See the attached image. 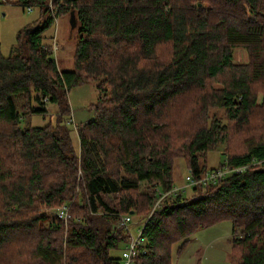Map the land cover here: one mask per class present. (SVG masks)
<instances>
[{
	"label": "trees",
	"instance_id": "trees-1",
	"mask_svg": "<svg viewBox=\"0 0 264 264\" xmlns=\"http://www.w3.org/2000/svg\"><path fill=\"white\" fill-rule=\"evenodd\" d=\"M17 1L47 18L18 34L15 54L0 52V264H122L111 252L131 233L114 222L145 217L153 197L140 184L172 189L179 157L194 179L248 166L167 196L142 223L135 262L172 264L174 245L179 255L227 220L229 263L264 264V0ZM49 1L76 27L71 70L42 41ZM87 81L95 116L77 127L76 149L62 117L68 91ZM47 103L59 108L54 125H21ZM219 145L224 159L209 169L204 155ZM64 202L68 220L50 218Z\"/></svg>",
	"mask_w": 264,
	"mask_h": 264
},
{
	"label": "rangeland",
	"instance_id": "rangeland-1",
	"mask_svg": "<svg viewBox=\"0 0 264 264\" xmlns=\"http://www.w3.org/2000/svg\"><path fill=\"white\" fill-rule=\"evenodd\" d=\"M47 18V14L41 12L39 7H32L28 10L17 0H4L0 6V52L4 56H10L17 52V36L21 32H26L29 28H36L42 25L43 20ZM55 36V40H54ZM76 27L72 24L70 13H62L58 15L57 25L53 21L42 32L43 43L53 45L56 43V50L53 51V57L62 70H71L73 68V52L77 42ZM234 61L242 62L246 60V51L241 47L233 49ZM97 90L92 81H87L79 85L73 86L67 93L69 104V112L63 115V124L70 129V135L74 147L78 148L77 127L93 119L95 116L94 104L97 99ZM21 99L16 98V105L20 110ZM47 112L45 113H22V126L40 127L46 124H55L59 108L55 103L46 104ZM218 110V109H216ZM220 111V112H219ZM218 113H221L219 109ZM214 112V109L213 111ZM226 120L222 118V123ZM223 146L219 145L216 149L205 154L207 167L214 168L223 161ZM189 174L185 160L181 157L175 159L173 166L174 181L177 186L186 190V196H190L194 191L191 186L186 185L185 176ZM147 182L140 184L139 190L142 193L151 195L150 186ZM70 207L68 202L61 203L55 207L45 210L50 218L56 217L57 208L62 205ZM150 209V208H149ZM150 211V210H149ZM148 214L141 220L135 215H131V222L126 231L132 236H136L138 228L142 225ZM118 221V220H117ZM117 221L114 227L117 229ZM48 222V220H47ZM232 236V225L230 221H221L208 227L198 229L191 237L190 241L183 250V254H176L177 244L173 246L172 264H180L182 261L181 254L189 260L188 264H230V238ZM124 245L111 253L121 258V251ZM180 259V260H179Z\"/></svg>",
	"mask_w": 264,
	"mask_h": 264
},
{
	"label": "built area",
	"instance_id": "built-area-1",
	"mask_svg": "<svg viewBox=\"0 0 264 264\" xmlns=\"http://www.w3.org/2000/svg\"><path fill=\"white\" fill-rule=\"evenodd\" d=\"M48 6H49L50 10L52 11L54 21L57 25L58 18L55 15L53 6L51 5L50 1L48 3ZM27 9L31 10L32 7H27ZM54 40H55V36H54ZM52 50L53 51L56 50V43L53 45ZM44 100H46V98H44ZM247 166L248 165L246 164V165L238 166L235 168L225 167L224 169H210L204 175L199 177L198 179H194V178H192L191 174H187L185 176V183H186V185H189V186H193V185L198 184V183L205 184L209 181H215L218 178H223L224 176L229 175L233 172L239 173V172L245 170ZM179 189H180V187H178L177 185L174 186L170 190H163L157 184H154L153 186H151L150 191H151V196L153 197V200H152V204L150 207L148 217L150 216V214L153 211H155L157 208L160 207L162 201L167 196L174 195L176 193V191ZM55 215L58 219L66 222L68 220V218L70 217L69 206H67L65 204V205L58 207ZM130 222H131V214H123L119 217V219L117 221V226L122 227L123 229H128ZM142 227H143V225H141L138 228V233L136 236L129 235L128 241L125 244V247L121 253L122 264H137L135 262V258L139 252L138 247H139V245H141V242H142V240L140 238V233H141Z\"/></svg>",
	"mask_w": 264,
	"mask_h": 264
},
{
	"label": "crops",
	"instance_id": "crops-1",
	"mask_svg": "<svg viewBox=\"0 0 264 264\" xmlns=\"http://www.w3.org/2000/svg\"><path fill=\"white\" fill-rule=\"evenodd\" d=\"M174 184L176 185L177 184V182L176 181H174ZM183 254V253H182ZM180 255L181 256V258H182V261H180V264H188L189 263V260H187V258L186 257H184V255ZM180 260V259H179Z\"/></svg>",
	"mask_w": 264,
	"mask_h": 264
},
{
	"label": "water",
	"instance_id": "water-1",
	"mask_svg": "<svg viewBox=\"0 0 264 264\" xmlns=\"http://www.w3.org/2000/svg\"><path fill=\"white\" fill-rule=\"evenodd\" d=\"M25 33H28V30H26V32Z\"/></svg>",
	"mask_w": 264,
	"mask_h": 264
}]
</instances>
